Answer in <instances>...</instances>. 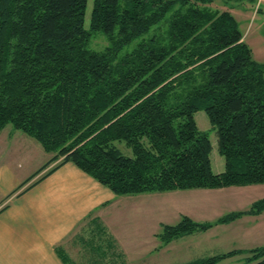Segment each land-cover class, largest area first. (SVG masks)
<instances>
[{
    "label": "trees",
    "instance_id": "1",
    "mask_svg": "<svg viewBox=\"0 0 264 264\" xmlns=\"http://www.w3.org/2000/svg\"><path fill=\"white\" fill-rule=\"evenodd\" d=\"M88 2L0 0V130L52 154L33 176L73 162L117 195L264 183V62L235 16L214 0H92L87 24ZM198 110L216 128L220 172ZM263 212L264 198L216 224ZM212 225L183 215L161 241ZM243 253L264 264V245L190 264Z\"/></svg>",
    "mask_w": 264,
    "mask_h": 264
},
{
    "label": "crops",
    "instance_id": "2",
    "mask_svg": "<svg viewBox=\"0 0 264 264\" xmlns=\"http://www.w3.org/2000/svg\"><path fill=\"white\" fill-rule=\"evenodd\" d=\"M245 1L250 0L213 4L238 21L239 14L246 13L241 6ZM51 156L38 140L12 124L0 130V264H72L69 248L78 243L100 252L101 258L110 251L130 259L129 249L135 246L129 245L136 244L134 225L142 206L139 195H117L73 162L45 174L53 162L33 176ZM87 232L91 241L84 239Z\"/></svg>",
    "mask_w": 264,
    "mask_h": 264
},
{
    "label": "rangeland",
    "instance_id": "3",
    "mask_svg": "<svg viewBox=\"0 0 264 264\" xmlns=\"http://www.w3.org/2000/svg\"><path fill=\"white\" fill-rule=\"evenodd\" d=\"M217 6L216 3L212 4ZM246 13L239 14L238 21L245 41L254 51L256 59L264 61V2L245 1ZM250 8V9H249ZM92 0H89L86 20L90 18ZM249 9V10H248ZM242 11V10H241ZM108 43L103 34H94L91 46L102 49ZM195 119L200 129L208 132L211 143L213 170H224V157L218 152L217 131L209 121L205 110H198ZM125 154L131 149L124 142L118 143ZM141 204L137 225H134L135 245H129V258L109 255L101 258L100 252L85 248L82 243L71 247L72 264H190L203 257L228 252L233 249H252L264 245V216L245 214L228 223H218L220 217L232 212L248 209L251 204L264 198V183L233 185L223 188H191L163 192L138 193ZM183 215L197 222L213 223L207 230H196L180 236L169 243L161 241L164 225L177 224ZM120 219L126 220L121 217ZM126 223V221H125ZM125 229H131L125 225ZM90 240L91 234H83ZM91 241V240H90ZM93 246V245H92ZM94 247V246H93ZM246 253L221 259L215 264H242ZM134 260V261H132ZM100 262V263H97Z\"/></svg>",
    "mask_w": 264,
    "mask_h": 264
}]
</instances>
